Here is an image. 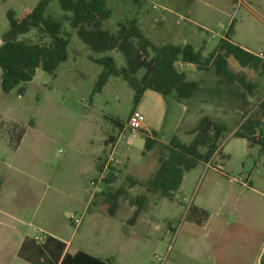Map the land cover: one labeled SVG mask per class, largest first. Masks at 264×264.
Instances as JSON below:
<instances>
[{"label":"rangeland","instance_id":"374dc122","mask_svg":"<svg viewBox=\"0 0 264 264\" xmlns=\"http://www.w3.org/2000/svg\"><path fill=\"white\" fill-rule=\"evenodd\" d=\"M39 1L11 0L2 7L10 6V11L19 16L23 8L33 9ZM104 2L110 17L101 29L110 35H116L121 27L134 26L154 47L181 46L187 41L206 57L223 36L220 28H225L232 18L231 40L254 55L264 54V0ZM44 17L61 23L62 36L68 39L66 60L54 76L37 69L30 82L20 85L24 88L21 95H17L16 89L3 93L0 87V130L5 134L8 151L14 152L19 145L21 157H38V162L30 160L37 166L66 168L76 187L79 184L86 189L89 180L97 181L101 171L113 179L108 184L98 183L95 189L98 192L101 186L108 185L98 196L104 203L88 202L89 195L81 193L87 209L84 214L82 210L74 214L83 221L78 232L73 233L74 225H68L66 240L71 243V251L78 244L89 246L106 240L103 233L83 234L85 226L91 227L93 222L90 215H105L106 208L125 217L130 222L128 227L135 226L143 233L138 238V259L131 254V260L138 264H258L257 255L264 247V150L232 135L248 119L264 120V74L241 68L232 57H227L233 75L251 86L245 89L237 81L227 84L211 69L175 64V69L188 80L207 88L203 97L209 103L195 106L199 111L195 116L219 120L225 123L227 132L212 163L199 164L187 172L183 191L179 188L168 200L157 193H147L145 183L167 156L173 137L183 144L191 142L193 135L187 131L194 127L190 117L192 105H183L153 91L134 102L133 90L120 76H109L101 92L94 93L97 79L104 71L95 60L110 58L117 70L127 68L126 60L115 50L94 53L71 28V14L62 12L57 0L50 1ZM7 30L8 21L0 11L1 44ZM44 38L38 29H31L18 40L41 44ZM131 42L135 45L137 40ZM144 73L139 70L133 77L141 80ZM133 110L145 119L144 129L138 132L127 129ZM145 138L155 141L149 149L144 148ZM110 157L112 161L106 165ZM88 167L94 171H86ZM243 183L253 187L255 193L247 192ZM140 196L145 197L141 205L135 202ZM211 204L224 206V214L231 215L226 222L221 219L203 230L208 214L194 208ZM140 216L160 229L139 230L144 225L134 221ZM259 261L264 263V253Z\"/></svg>","mask_w":264,"mask_h":264},{"label":"trees","instance_id":"16d2710c","mask_svg":"<svg viewBox=\"0 0 264 264\" xmlns=\"http://www.w3.org/2000/svg\"><path fill=\"white\" fill-rule=\"evenodd\" d=\"M51 0H40L33 9L23 8L20 15L8 11L6 19L8 30L2 36L0 45V87L3 93L16 89L17 95L24 91L20 85L32 80L35 71L54 76L57 68L66 60L68 39L62 36V25L51 17H44ZM59 9L70 13V26L76 35L94 53L118 51L126 60L127 68L117 70L110 58L95 60L104 67L94 86V93H100L109 76H120L134 92V102H139L145 91L157 92L167 97L174 94L176 100L192 96L196 84L185 79L175 69L181 62L192 65L197 70H210L215 76L225 79L227 84L237 81L245 89L242 77H236L230 71L227 57H232L241 68H249L264 74V64L254 54L230 42V33L226 32L217 47L206 57L188 44L183 46L167 45L154 47L149 44L134 26L121 27L116 35L103 31L101 26L110 17L104 0H57ZM92 27V30L86 29ZM31 29H38L45 38L41 44L27 43L18 38ZM137 43L132 44L131 40ZM139 70L145 73L141 80L133 77ZM264 113V102L261 104ZM263 127L256 134V129ZM227 129L224 125L207 117L201 118L187 133L193 135L189 144H183L173 137L167 148V156L160 160L154 176L145 183L147 193H157L160 197L171 200L181 184L184 173L199 164L210 162L214 153L224 140ZM233 137L246 139L251 145H259L264 150V120H247L233 132ZM155 144L154 139L145 138V149ZM203 149V151H202ZM106 177L104 183H111ZM144 196L137 197L135 202L141 205ZM60 264H106L83 253L65 255ZM264 264V263H263Z\"/></svg>","mask_w":264,"mask_h":264},{"label":"crops","instance_id":"0c3cea01","mask_svg":"<svg viewBox=\"0 0 264 264\" xmlns=\"http://www.w3.org/2000/svg\"><path fill=\"white\" fill-rule=\"evenodd\" d=\"M10 1L11 0H2L0 2V11L5 17L6 13L10 11V6H6L5 4L3 8L2 5L4 2L8 3ZM232 21V18L231 21L229 19L227 26H225V28L221 27L220 30H223L222 32L224 33L229 32L228 29L232 28ZM230 34L232 36V29ZM223 36H220V39L223 38ZM230 42L237 45V43H234L231 39ZM185 44L189 45L186 41L181 46ZM178 64L180 67L185 66V64L181 62H178ZM188 66L192 67V65ZM183 75L185 76V74ZM185 79L195 83L197 86L192 96L178 101L172 93V95L166 98H173L183 105L186 103L192 105L190 117L192 122H194L193 126L204 117L210 118L225 126V123L207 115L195 116L199 112L195 106L200 102H202V104L208 102L203 97L207 88L199 87L198 83L193 80H188L186 76ZM147 92L152 93L150 91H145L144 95ZM155 94L160 95L157 92H155ZM184 108L187 109L186 106H184ZM7 148L5 134L3 130H0V264H60L65 255H74L76 253L86 254L106 264H138L136 260H131V254L133 252L135 258L140 255L141 240L138 238H140L143 233L137 231L135 226L128 227L130 222H128L125 217L118 216L113 211L107 210L106 208L105 215L98 216L91 214L90 220H93V222H91V227L89 226L86 228L85 226L83 230V234L93 232L95 234L103 233L105 234L103 238L106 240L95 241L94 244L89 246L85 243L84 245L78 244L76 247H73L71 251V243L66 240L70 227L68 225L72 224L69 220V216H76L74 214L79 212V210H82L81 212L83 214L86 212L87 203L85 204L82 201L81 193L85 192L89 195V186L83 189V187L78 184L76 187L73 178L64 167L53 168L37 166L36 162H38V157H30L28 158L29 160L25 157H21L18 153L19 145H16L14 152L8 151ZM216 152L210 162L204 164L205 166L212 163ZM32 159H35L36 162L30 161ZM86 171L93 172L94 169L92 170V168L88 167ZM186 174L187 173H184L179 186L182 191ZM92 179H90L89 182ZM245 184L246 183H243L247 192L255 193L253 187H248ZM106 186L108 185L101 186L98 192L94 190L92 196L90 197L89 195L88 202L91 201L94 203L95 201L97 203H104L98 196ZM95 194L97 195L94 199L93 197ZM194 210L196 212L201 211L202 213L208 214L207 220L202 227L203 230H208L211 223H217L221 219L226 222L227 218L231 215V212L224 214L226 209L220 204H211L209 207L196 206ZM79 218L80 223L73 227V233L78 232L83 225L81 217ZM211 218H214L212 222H210ZM134 223L144 225V228H139V230L160 229V226L154 225L152 221L143 220L141 216L138 217ZM130 229L134 232H130ZM36 238L38 240H36ZM263 253L264 247H262L257 255L256 262L258 264H260L259 260Z\"/></svg>","mask_w":264,"mask_h":264},{"label":"built area","instance_id":"2783aa9c","mask_svg":"<svg viewBox=\"0 0 264 264\" xmlns=\"http://www.w3.org/2000/svg\"><path fill=\"white\" fill-rule=\"evenodd\" d=\"M256 56L264 64V54H259ZM144 121H145L144 116L140 112L133 110L130 113L128 120H127V129H129L132 132L141 131L143 129ZM111 161H112V157H110L107 160L106 165H108L109 162H111ZM106 175H107L106 172L101 171V173L99 174V177L97 178V181L92 180L89 182V188H90L89 195H90V197L92 196V192L96 189L98 183L100 184L105 180ZM69 220L72 222V224L74 226H76L80 223V218H77L76 216H69Z\"/></svg>","mask_w":264,"mask_h":264}]
</instances>
